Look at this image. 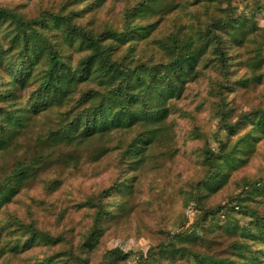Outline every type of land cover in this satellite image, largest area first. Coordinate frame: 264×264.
I'll use <instances>...</instances> for the list:
<instances>
[{"label":"rangeland","instance_id":"rangeland-1","mask_svg":"<svg viewBox=\"0 0 264 264\" xmlns=\"http://www.w3.org/2000/svg\"><path fill=\"white\" fill-rule=\"evenodd\" d=\"M135 1L141 0H0V5L17 7L34 19L77 10L74 19L96 35L116 27L121 9ZM184 1L154 0L133 20L153 24L149 33L162 23L158 30L163 33L178 21L167 18L168 12L180 9ZM83 2L90 6L80 8ZM232 6L242 13L243 34L241 42L228 36L233 55L226 76L217 77L219 84L225 83L216 89L221 97L209 95L206 74L211 72H199L180 95L168 94L159 102L167 110L163 118L142 115L133 101L128 109L140 117L130 122L120 115L116 124L106 122L102 134L82 141L50 140L47 132L58 111L49 106L31 112L28 125L14 133L21 151L0 146V176L19 165L30 168L25 178L12 181L8 198L0 199V264H80L77 256L86 264H142L143 257L153 264H187L186 257L173 260L157 248L169 237L186 247L191 264H222L225 259L264 264L263 230L253 222L257 217L255 221L264 223V129L251 121L264 100V59L251 63L255 47L264 54V0H232ZM11 27L12 22L0 25V88L7 77L14 79V100L24 109L36 80H19L5 68L13 59L14 45L7 44ZM32 27L38 30L39 22ZM46 31L62 43L67 62L74 64L76 52L65 44L59 28ZM131 42L134 49L139 44L147 48L141 37L119 43L118 53ZM139 84L132 82L135 89ZM218 99L226 104L222 115L217 113ZM149 100L155 107L153 92ZM7 101L0 99V115H9ZM116 106L106 107L105 117ZM7 122L0 116L2 138L13 130ZM213 173L217 180L203 185ZM112 182L116 185L103 197L109 214L87 240L92 210L84 202L100 197L99 191ZM14 219L50 236L25 242L29 228H20ZM108 250L115 251L107 255Z\"/></svg>","mask_w":264,"mask_h":264},{"label":"trees","instance_id":"trees-1","mask_svg":"<svg viewBox=\"0 0 264 264\" xmlns=\"http://www.w3.org/2000/svg\"><path fill=\"white\" fill-rule=\"evenodd\" d=\"M153 2L154 0H141L125 5L120 12L119 24L96 35L80 23V20L74 19L77 10H72V15L57 11L48 13L50 16L48 18H45L46 14H41L34 19L25 16L17 7L7 8L0 5V25L12 22V32L7 44L14 45L10 47L13 59L8 61L5 68L8 74H13L11 76L20 78L19 80L27 78L36 80L35 87L31 88L25 98L28 105L24 109H19L17 101L14 100L16 89L14 79L7 77L0 88V99L10 100L5 102L9 115L3 113L4 115L0 116L4 117L13 129L10 136L0 137L2 149L9 145L8 148L12 151H21L14 142L17 135L14 133H19L28 125L31 112L49 106H54L58 111L56 126L47 132L49 139L82 141L102 134L106 130V122L111 120L116 124L120 115H124L128 120L131 118L129 122L135 117H140L134 111L130 113L131 110L128 109L133 101L138 104V111L146 117L166 115L167 110H164L166 107L159 105V102L165 101L168 94L180 95L187 82L195 78L199 72L202 74L211 72L206 74L210 76L207 80L208 89L211 91L209 95L216 94V98L221 97L219 90L216 89L224 87L225 83L219 84L218 81L226 76L233 55L228 40L231 37L232 40L242 41L240 38L243 34L242 13L233 10L232 0H185L180 9L168 12L167 18L178 17V21L170 29L160 33L158 30L162 25L160 23L149 33L153 24H140L133 18L142 15ZM87 6H90L89 3L83 2L80 8ZM36 21L40 24L38 30L32 27ZM55 27L63 34L65 44L76 52L75 63L72 65L67 62L69 58L63 54L65 49L61 48L62 43L53 40L46 31ZM141 37L147 45L146 49L141 47V44L134 49L135 43L131 42L126 51L118 53L117 48L124 45L127 40L133 41ZM119 43L121 44L118 46ZM252 58L251 63L255 66L261 63L264 54L262 57V53L255 47ZM133 81L140 83L139 89H135ZM86 82H92L95 86H89ZM152 92L155 94V107L150 106L152 102L150 103L149 94ZM115 104L117 106L111 111V115L105 117V108ZM217 105V113L224 114L225 102L218 99ZM23 110L27 113L22 114ZM251 121L254 127L264 129V100L262 105L254 110ZM28 169L25 165H19L0 176L2 201L8 198L6 192L11 188L12 181L19 175L21 179L25 178L23 174L24 172L28 174ZM216 180L217 174L213 173L203 185H212ZM115 185L116 183L112 182L101 189L99 191L101 198L87 197L84 202V205L92 210L90 225L85 233L87 240L101 230V223L109 214L108 204L103 197ZM256 219L257 217L253 222L259 224L261 227L259 230L262 229L264 234V223L260 225V221H255ZM14 221L22 229L29 228L25 242L35 236L41 238L50 236L45 230L26 225L18 219ZM249 230L250 228L245 232ZM172 239L173 237H169L168 243L157 248L173 260L176 256L186 257L183 260L191 264L187 260L186 247L176 246ZM114 251L108 250L106 254L111 255ZM76 258L80 264L87 263L79 256ZM141 262L153 264L147 257H143ZM222 264H241V261L225 259Z\"/></svg>","mask_w":264,"mask_h":264}]
</instances>
